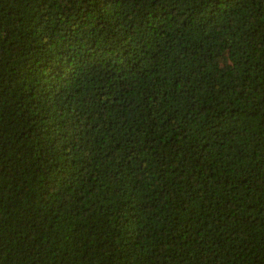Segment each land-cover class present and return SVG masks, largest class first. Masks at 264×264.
I'll return each mask as SVG.
<instances>
[{
	"label": "trees",
	"instance_id": "16d2710c",
	"mask_svg": "<svg viewBox=\"0 0 264 264\" xmlns=\"http://www.w3.org/2000/svg\"><path fill=\"white\" fill-rule=\"evenodd\" d=\"M0 264H264V0H0Z\"/></svg>",
	"mask_w": 264,
	"mask_h": 264
}]
</instances>
